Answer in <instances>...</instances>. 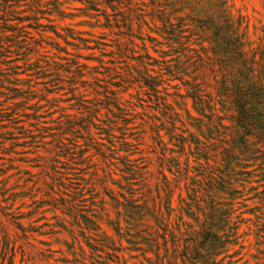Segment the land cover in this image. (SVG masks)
I'll return each instance as SVG.
<instances>
[{
	"label": "rangeland",
	"instance_id": "374dc122",
	"mask_svg": "<svg viewBox=\"0 0 264 264\" xmlns=\"http://www.w3.org/2000/svg\"><path fill=\"white\" fill-rule=\"evenodd\" d=\"M228 4L245 39L257 43L264 1ZM127 12L124 0H0V264H149L154 250L128 249L114 222L124 232L131 201L166 215L162 169L175 209L170 226L197 227V213L177 211L189 180L168 167L176 158L187 168L188 156L144 84L142 40L138 24L126 30ZM178 86L164 76L158 95L176 107ZM177 127L194 131L188 122ZM189 163L188 174L200 179L192 156ZM252 196L236 200V234L219 264H264ZM146 223L155 226L153 217ZM101 231L119 251L94 249Z\"/></svg>",
	"mask_w": 264,
	"mask_h": 264
},
{
	"label": "trees",
	"instance_id": "16d2710c",
	"mask_svg": "<svg viewBox=\"0 0 264 264\" xmlns=\"http://www.w3.org/2000/svg\"><path fill=\"white\" fill-rule=\"evenodd\" d=\"M124 1L128 12L123 24L128 32L138 24L142 40L144 84L168 118L170 137L179 152L188 156L187 168L176 158L173 167H168L169 172L189 180L190 192L186 198L179 195L177 211L190 216L197 213V227L181 233L179 226H170L175 209L171 181L162 169L166 215L131 201L125 205L124 232L119 221L114 222V229L126 236L128 249L142 255L154 250L155 259L149 264H219L221 254L230 256L227 246L236 234L232 213L245 191L258 200L255 227L260 237L264 232V29L257 43L248 42L228 0ZM151 65L158 67L159 74L149 73ZM164 76L179 81L176 107L158 95ZM187 122L194 131H177V123L185 126ZM190 156L200 179L188 174ZM147 216L154 218V227L146 223ZM91 229L100 227L92 221ZM97 237L93 238L95 250L100 246L119 251L103 231Z\"/></svg>",
	"mask_w": 264,
	"mask_h": 264
}]
</instances>
